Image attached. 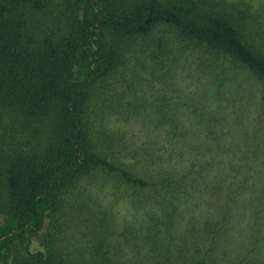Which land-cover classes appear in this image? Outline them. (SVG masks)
Segmentation results:
<instances>
[{"label": "rangeland", "instance_id": "rangeland-1", "mask_svg": "<svg viewBox=\"0 0 264 264\" xmlns=\"http://www.w3.org/2000/svg\"><path fill=\"white\" fill-rule=\"evenodd\" d=\"M205 1L264 48V0ZM70 4L45 0L32 31L58 25ZM130 51L95 85L85 122L95 150L145 184L92 171L63 194L30 250L72 264H264V84L168 25ZM50 132L45 121L5 117L0 156L36 150Z\"/></svg>", "mask_w": 264, "mask_h": 264}, {"label": "trees", "instance_id": "trees-1", "mask_svg": "<svg viewBox=\"0 0 264 264\" xmlns=\"http://www.w3.org/2000/svg\"><path fill=\"white\" fill-rule=\"evenodd\" d=\"M70 1L58 25L34 32L31 19L44 11L45 0H0V124L7 117L51 128L42 147L0 156V264H72L30 245L58 214L63 194L92 171L145 184L95 150L85 114L95 85L160 25L229 57L264 84V48L248 42L240 20L213 2ZM155 43L163 55L165 41Z\"/></svg>", "mask_w": 264, "mask_h": 264}]
</instances>
